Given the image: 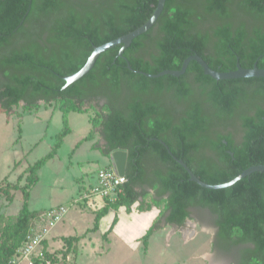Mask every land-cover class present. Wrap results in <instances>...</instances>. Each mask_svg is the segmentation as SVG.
<instances>
[{
	"label": "trees",
	"instance_id": "trees-1",
	"mask_svg": "<svg viewBox=\"0 0 264 264\" xmlns=\"http://www.w3.org/2000/svg\"><path fill=\"white\" fill-rule=\"evenodd\" d=\"M157 1L0 0V108L10 111L23 102L32 109L39 101L58 100L64 123L51 150L25 169L16 216L0 214V264L24 244L31 226L45 225L49 209H29L37 172L69 134L67 114L95 100L106 111L94 119L105 141L103 153L127 151V181L115 199H101L105 204L90 230L98 229L109 209L129 210L152 190L156 203L164 197L160 214L166 223L181 226L191 208H205L214 216L215 244L237 248L236 264H264V171L226 188H204L159 141L210 184L264 164V77L217 80L194 60L178 77L152 78L127 67L155 74L179 69L197 53L220 71L236 69L237 61L264 68V0H165L155 24L122 56L120 44L103 51L87 73L63 87V76L78 71L94 46L144 24ZM116 222L117 216L103 238ZM156 228L158 218L140 238L145 245ZM79 238L63 237L68 247Z\"/></svg>",
	"mask_w": 264,
	"mask_h": 264
},
{
	"label": "rangeland",
	"instance_id": "rangeland-1",
	"mask_svg": "<svg viewBox=\"0 0 264 264\" xmlns=\"http://www.w3.org/2000/svg\"><path fill=\"white\" fill-rule=\"evenodd\" d=\"M102 107L103 101L95 100L83 103L81 112L70 111L67 114L69 134L56 154L37 172V181L30 190L29 208L41 210L65 205L68 211L52 232L80 237L70 247L63 237L55 241L56 248L47 251L49 256L44 252L41 258H36L38 264H85L79 260L84 254L88 264H236L237 248L224 249L215 244L214 216L205 208H191L181 226L166 223L160 214L158 228L147 244L140 240L136 246L133 243L136 234L140 230L143 234L155 221L149 209L157 207L160 213L164 211V197L156 203L152 190L130 207L138 210L129 222L136 225L134 232L128 229L125 206L109 209L99 219L98 230H90L102 200L94 198L88 203H79L74 199L78 196L79 177L84 174L85 180L95 181L96 172L109 163L111 152L103 153L105 141L100 126L94 123V119L106 112ZM63 126L58 100L39 101L32 109H26L23 102L12 106L10 111L0 108V187L5 189H0V214L16 216L23 202L20 188L25 183V169L51 150ZM14 184L18 187L12 188ZM114 215L132 239L129 246L114 241L110 233L102 237Z\"/></svg>",
	"mask_w": 264,
	"mask_h": 264
},
{
	"label": "water",
	"instance_id": "water-1",
	"mask_svg": "<svg viewBox=\"0 0 264 264\" xmlns=\"http://www.w3.org/2000/svg\"><path fill=\"white\" fill-rule=\"evenodd\" d=\"M164 4H165V0H158L152 15L141 26L137 27L136 29L124 35H121L115 39H112L106 43L94 46L93 51L87 58V61L78 71L72 74L63 76V79L65 80V84L63 87L68 86L70 83L79 79L85 73H87L94 65L99 54L102 53L103 51L120 44L121 47L118 51V55L122 56L124 49L131 44L132 40L135 37L143 34L155 24L156 20L158 19L159 15L161 14L163 10ZM192 60L196 61L203 68V71L205 74L210 75L211 77L217 80L235 79V78H244V77H264V68L258 67L256 63H254L252 67L246 68V67H242L240 63L237 61L236 69L229 70V71H220V70L211 68L208 65V63H206V61L197 53H193L192 55L187 56L183 60L182 65L179 69H166V70L160 71L159 73H155V74L133 69L129 63L127 64V67L133 72L142 73L145 76L152 77V78H157V77H160L166 74L178 77L186 71V68L189 62ZM159 141L166 147L168 153L172 155L173 158L187 171L189 175V179L191 181L196 182L197 184H199L200 186L204 188H208V189L226 188V187L231 186L232 184H234L236 181L240 180L241 178H244L245 176L250 175L252 172L264 171V164H256V165L249 166L246 169H243L238 175H236L229 181L218 183V184H210L198 178L182 159L174 156L164 141L160 139ZM109 157H110V161H111L112 168L114 169V171L118 173L119 175H125L126 162H127V151L121 148H117L111 152Z\"/></svg>",
	"mask_w": 264,
	"mask_h": 264
},
{
	"label": "built area",
	"instance_id": "built-area-1",
	"mask_svg": "<svg viewBox=\"0 0 264 264\" xmlns=\"http://www.w3.org/2000/svg\"><path fill=\"white\" fill-rule=\"evenodd\" d=\"M126 181V176L119 175L112 167L100 168L96 172V182L80 190L75 201H88L94 198L115 199L116 195L122 191V186ZM67 211L68 207L62 204L49 209L45 215V225L39 229L31 226L27 230L24 244L17 248L7 264H20L21 262L34 264V258H41L44 255L43 241L50 229L62 221Z\"/></svg>",
	"mask_w": 264,
	"mask_h": 264
},
{
	"label": "crops",
	"instance_id": "crops-1",
	"mask_svg": "<svg viewBox=\"0 0 264 264\" xmlns=\"http://www.w3.org/2000/svg\"><path fill=\"white\" fill-rule=\"evenodd\" d=\"M71 129V128H70ZM109 157V156H108ZM78 162V161H77ZM79 163V162H78ZM106 167H112V164H111V161H110V157H109V163L106 165ZM80 178V181L77 183L78 184V192L80 191V190H82V189H84L85 187H88L89 185H92V184H94L95 182H96V174H95V181H91V180H85L84 179V174L81 176V177H79ZM77 182V181H76ZM74 199V198H73ZM76 199V198H75ZM75 199H74V201H75ZM89 201H87V202H85V203H88ZM94 202L95 203H98L96 200H94ZM104 200L102 201V203L103 204H101V206L102 205H104ZM61 205V204H60ZM56 206H58V205H54V206H50V207H48V208H44V209H51V208H53V207H56ZM124 207V206H123ZM100 208V207H99ZM98 208V209H99ZM30 209V208H29ZM41 209H43V208H41ZM30 210H37V209H30ZM123 210V209H122ZM124 210H125V212L127 213V215H129V217H126V219H128V229L129 230H132L131 232H134L135 231V229L137 228L136 227V225L133 223V224H129V222H130V220H131V216H135L136 215V213H137V211L138 210H136V209H134V208H130L129 210H127L125 207H124ZM149 210H151V211H153V214H152V220L154 219H156V218H158L159 217V215H160V210L157 208V207H154V208H150ZM145 211V210H144ZM130 213V214H129ZM66 215V214H65ZM116 215H114L113 216V219H114V217H115ZM65 217V216H64ZM64 219V218H63ZM62 219V220H63ZM112 219V220H113ZM118 219V218H117ZM112 220L110 221V222H108V225L106 226V228L104 229V231H103V233L105 232V231H107L108 230V228L110 227V225H111V223H112ZM37 224V223H36ZM152 225V223L150 224V225H148L146 228H145V232H146V230L150 227ZM44 226V225H43ZM56 226V225H55ZM123 227H124V225L119 221V219L117 220V222H116V224L114 225V227H113V229H112V231L110 232V236H112L111 238L114 240V241H117V242H120V243H123L125 246H129L132 242H130L132 239L128 236V234L126 233V231H123ZM98 230V229H97ZM96 230V231H97ZM143 231V232H144ZM144 232V233H145ZM102 233V234H103ZM143 233V234H144ZM142 234V230H140V232H138L137 234H136V236L134 237V241H133V243H135L136 244V246H139V245H137L139 242H140V238H141V236L143 235ZM77 235V234H76ZM68 236V235H67ZM62 237H65V235H63V234H61L60 232H52V229H50V231H49V233H48V235H47V237H46V239L44 240V242H43V244H42V249L44 250V251H52L53 250V248H56V246H55V241H57V240H60ZM84 256H85V254L82 256V260L79 258V260L81 261V262H84L85 264H88L87 263V260L86 259H84ZM86 261V262H85ZM20 264H27L26 262H21Z\"/></svg>",
	"mask_w": 264,
	"mask_h": 264
}]
</instances>
